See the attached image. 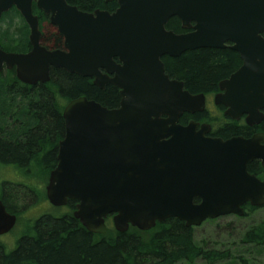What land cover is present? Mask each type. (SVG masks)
<instances>
[{
    "label": "water",
    "instance_id": "water-1",
    "mask_svg": "<svg viewBox=\"0 0 264 264\" xmlns=\"http://www.w3.org/2000/svg\"><path fill=\"white\" fill-rule=\"evenodd\" d=\"M68 1L0 0V17L15 8L31 46L23 54L0 49V71L15 69L19 81L35 85L62 69L101 90H119L116 109L86 97L64 108L65 134L46 188L49 203L75 202L74 218L97 235L107 233L109 216L115 230L126 233L130 227L149 231L168 219L196 228L207 220L243 217L246 204L263 208L264 181L248 166L259 161L264 171V132L223 140L207 136L208 124L199 130L195 122L181 125L185 113L205 111V96L170 79L162 58L233 44L243 65L219 85L214 104L231 120L260 125L264 0H117L113 13L82 12ZM34 4L62 35V50L41 45ZM174 17L188 33L166 29ZM15 224L0 201V235Z\"/></svg>",
    "mask_w": 264,
    "mask_h": 264
},
{
    "label": "trees",
    "instance_id": "trees-1",
    "mask_svg": "<svg viewBox=\"0 0 264 264\" xmlns=\"http://www.w3.org/2000/svg\"><path fill=\"white\" fill-rule=\"evenodd\" d=\"M68 3L86 13L96 10L112 13L118 6L116 0L110 3L105 0H70ZM33 12L40 21L42 45L48 49H61L63 37L49 24L48 17L35 4ZM166 29L181 33L180 20L176 17L170 19ZM0 48L14 53L31 50L29 28L15 8L0 19ZM162 61L169 77L184 82L185 89L192 94L214 93L217 80L241 62L238 55L229 50L213 49L187 51L178 58L165 56ZM11 75L14 76L7 74L8 77ZM50 76L49 83L32 88L14 86L16 79L0 77V163L16 164L23 169H31L32 164L45 170L52 169L57 164L54 146L65 134L63 111L70 101L86 97L108 109L119 107V90L113 85L101 90L93 85L91 79L69 74L62 69H52ZM218 108L215 114L206 109L204 113L193 116L209 123L215 137L249 138L254 133L264 132V120L259 126L249 127L243 120L236 122L229 119L223 114L224 108ZM39 153H44L40 162L37 160ZM248 169L264 181V171L259 161L249 164ZM48 176L46 171L45 184ZM10 187V202L4 199L7 207L12 205L11 202L28 201L21 190ZM35 204L38 205L27 207L23 219H20L27 221V237L20 240L12 252L0 251V264H195L199 260L206 264H237L228 251L208 248L205 242L196 239L195 228H187L184 222L177 219L158 223L149 231L130 227L126 233H119L112 224V216H109L106 220L107 233L97 235L89 233L74 218L73 201L64 207H54L48 204L44 191ZM41 208L45 213L40 215L37 211ZM243 208L244 218L261 209L249 204ZM28 210L35 214L29 216ZM242 243L253 248H264V219L244 229Z\"/></svg>",
    "mask_w": 264,
    "mask_h": 264
},
{
    "label": "flooded vegetation",
    "instance_id": "flooded-vegetation-1",
    "mask_svg": "<svg viewBox=\"0 0 264 264\" xmlns=\"http://www.w3.org/2000/svg\"><path fill=\"white\" fill-rule=\"evenodd\" d=\"M113 1V0H112ZM110 1V2H112ZM106 2V1H105ZM110 2H106V3H110ZM117 2V0H116ZM118 8V6H117ZM117 8L115 9V11L117 10ZM13 10V8L9 11L11 12ZM104 11V10H102ZM113 11V12H115ZM9 12L7 13H4L0 19L2 17H4V15L8 14ZM108 12V11H107ZM112 12V13H113ZM34 13V12H33ZM35 15V14H34ZM46 16V15H45ZM47 17V16H46ZM23 19V18H22ZM24 20V19H23ZM25 22V21H24ZM40 22V21H39ZM48 22H49V17H48ZM181 22V21H180ZM26 24V23H25ZM40 24V23H39ZM50 24V22H49ZM27 25V24H26ZM51 25V24H50ZM52 26V25H51ZM28 27V26H27ZM54 27V26H53ZM55 28V27H54ZM41 30V29H40ZM55 30L57 31V29L55 28ZM181 30L182 32L181 33H176V34H184V33H188L189 30H184L182 29V24H181ZM191 31V30H190ZM42 32V31H41ZM58 32V31H57ZM30 33V31H29ZM42 35H43V32H42ZM61 35V34H60ZM62 36V35H61ZM42 39V37H41ZM41 45H42V41H41ZM43 46V45H42ZM45 47V46H44ZM1 50H3L2 48H0ZM48 49V48H47ZM63 47L61 49H58V50H62ZM206 49H213V50H218V51H221V50H229L235 54L238 55L239 59H240V64L234 69L232 70L231 72H229L226 76L220 78L217 80V90L214 92V93H211V94H205V93H198V94H193V95H199V94H204L205 96V100H206V107H205V110L206 109H209V110H212V111H209L211 114H215V111L216 109H219L218 107H222V109L224 108L223 106H216L214 104V98L215 96L220 93V89H219V85L223 82H225L226 80H228L235 72H237L240 67L243 65V62L241 60V57H240V54L238 52H236L234 49H233V44L231 43H226L224 45L223 48H206ZM49 50H57V49H49ZM5 51V50H3ZM7 52V51H5ZM7 53H14V52H7ZM28 53V52H26ZM20 54H23V53H20ZM117 61V60H116ZM104 72V71H103ZM14 74L11 75L10 77L7 76V74ZM3 75V76H1ZM169 76V75H168ZM0 77L2 79H7V80H15L16 79V82L17 83H14V86H16L15 84L17 85H21V87H36L38 86L39 84H42V83H37L35 85H28V84H24L22 83L21 81L18 80L17 76H16V72H15V69L13 70H8L5 66H3L2 70L0 71ZM89 79V78H88ZM171 79V78H170ZM172 80H176V79H172ZM179 81V80H177ZM93 82V81H92ZM182 82V81H180ZM49 83V82H48ZM184 83V82H182ZM94 85V84H93ZM107 87V86H106ZM184 89H185V86H184ZM105 90V89H104ZM187 90V89H185ZM189 91V90H187ZM190 92V91H189ZM191 93V92H190ZM192 94V93H191ZM120 96V95H119ZM71 102V101H70ZM69 102V103H70ZM68 103V104H69ZM98 103V102H97ZM67 104V105H68ZM100 104V103H99ZM103 106V105H102ZM66 107V106H65ZM104 107V106H103ZM107 108V107H106ZM116 109V108H115ZM205 111L203 112H196L195 114H188V113H185L181 118H180V121L179 123L183 126H186L188 125L190 122H195V123H198L200 124L198 129H200V126L203 125V124H208L210 125L209 123H206L203 121V119H196V118H193V116H195L196 114H200V113H204ZM225 112V108H224V111H223V114ZM264 113V111H263ZM186 115H189V116H192V117H187L185 118ZM225 115V114H224ZM230 119V118H229ZM241 120L244 121V117L241 118ZM239 120V121H241ZM181 121L183 123H181ZM234 121V120H233ZM239 121H236V122H239ZM245 123V121H244ZM259 126V125H258ZM211 127V131L209 134H207L208 137H212V138H220V137H215L213 135V127L210 125ZM257 133H261V132H257ZM256 134V133H254ZM253 134V135H254ZM222 139V138H221ZM230 139V138H229ZM223 140H227V139H223ZM59 142L56 143V145L54 146L55 147V153H56V157H55V160H57L58 158V152H59ZM48 152V151H47ZM50 152V151H49ZM46 154V153H45ZM44 157V153H39V157L37 160L42 161ZM30 163H36L34 161H31ZM58 163V162H57ZM57 165V164H56ZM56 167V166H55ZM53 167L52 169H44V167L42 166H39L37 164H32L31 165V169H23L21 168L19 165H16V164H11V165H4L2 163H0V201L2 202V204L4 205L6 211L8 214L10 215H14L16 217V224L14 226V228L7 234H4V235H0V251H2L3 253H6V252H12L13 250H15L18 246V242L22 239H24L25 237H27V233H28V226H27V221H21L20 219H23L24 217V214H25V211L27 210V207L29 206H32L34 205L33 207L37 206L38 204H35L37 202V200H39V195L45 191L46 193V188H47V185H48V182H49V177H50V174L52 172V170L55 168ZM48 172L49 173V176H48V180H47V183L45 184L44 183V174L45 172ZM30 175V176H28ZM10 186H13L15 187V189L17 190H21L23 195L27 196V202H19V203H14V202H11V206L7 207V205L4 203V199H7V201H9V198L12 197V192L9 191V188H11ZM47 196V194H46ZM10 202V201H9ZM47 202L49 205H51L47 199ZM69 203V202H68ZM76 205V203H75ZM13 206V208H12ZM12 208V209H11ZM11 209V210H9ZM75 211V209H74ZM38 214L40 213L43 214L45 213V211L43 210V208L39 209V211H37ZM219 219V218H218ZM216 220V219H215ZM209 221V220H207ZM211 221V220H210ZM206 222V221H205ZM8 238L10 239V241H8Z\"/></svg>",
    "mask_w": 264,
    "mask_h": 264
},
{
    "label": "rangeland",
    "instance_id": "rangeland-1",
    "mask_svg": "<svg viewBox=\"0 0 264 264\" xmlns=\"http://www.w3.org/2000/svg\"><path fill=\"white\" fill-rule=\"evenodd\" d=\"M34 214L33 211L28 210L29 216ZM263 219L264 208H261L247 218L231 215L206 221L200 227L195 228L194 234L196 239L205 242L208 248L228 251L237 260V264H244V261L246 264H264V248H253L242 243L244 229L251 223ZM8 241H10L9 238ZM248 249L251 251L249 252ZM195 264L206 263L199 260Z\"/></svg>",
    "mask_w": 264,
    "mask_h": 264
}]
</instances>
